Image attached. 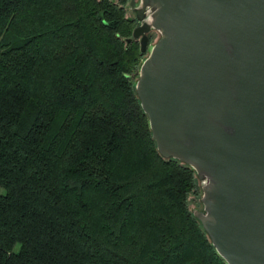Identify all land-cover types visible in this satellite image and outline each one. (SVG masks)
<instances>
[{
    "label": "trees",
    "instance_id": "1",
    "mask_svg": "<svg viewBox=\"0 0 264 264\" xmlns=\"http://www.w3.org/2000/svg\"><path fill=\"white\" fill-rule=\"evenodd\" d=\"M127 1L0 0V264H227L156 149Z\"/></svg>",
    "mask_w": 264,
    "mask_h": 264
},
{
    "label": "water",
    "instance_id": "2",
    "mask_svg": "<svg viewBox=\"0 0 264 264\" xmlns=\"http://www.w3.org/2000/svg\"><path fill=\"white\" fill-rule=\"evenodd\" d=\"M126 44L158 153L190 166L192 213L227 264H264V0H138ZM158 33L149 46V33Z\"/></svg>",
    "mask_w": 264,
    "mask_h": 264
},
{
    "label": "rangeland",
    "instance_id": "3",
    "mask_svg": "<svg viewBox=\"0 0 264 264\" xmlns=\"http://www.w3.org/2000/svg\"><path fill=\"white\" fill-rule=\"evenodd\" d=\"M138 3V0H128L124 7H125V16H128V17H134L135 15V11L133 9V7ZM136 20V19H135ZM137 25V22L134 26ZM133 29V28H132ZM151 34L149 35V43H148V46L149 47L154 41L155 39L157 38V35L158 33L156 31H151L150 32ZM131 35V34H130ZM129 35V36H130ZM147 51L145 53H142V58L143 59L146 55ZM139 67V66H138ZM137 73H138V69H136V72L135 73H132V78L135 79L137 77ZM4 189L2 186H0V192H3ZM199 197H200V190L197 194H193L191 193L189 196H188V207L192 210L193 208H201L202 205H201V202L199 200Z\"/></svg>",
    "mask_w": 264,
    "mask_h": 264
},
{
    "label": "flooded vegetation",
    "instance_id": "4",
    "mask_svg": "<svg viewBox=\"0 0 264 264\" xmlns=\"http://www.w3.org/2000/svg\"><path fill=\"white\" fill-rule=\"evenodd\" d=\"M135 19V17H133ZM136 21V20H135ZM137 22V21H136Z\"/></svg>",
    "mask_w": 264,
    "mask_h": 264
}]
</instances>
